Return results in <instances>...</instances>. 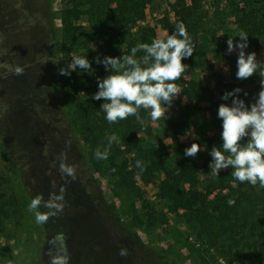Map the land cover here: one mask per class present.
I'll list each match as a JSON object with an SVG mask.
<instances>
[{"label": "rangeland", "instance_id": "rangeland-1", "mask_svg": "<svg viewBox=\"0 0 264 264\" xmlns=\"http://www.w3.org/2000/svg\"><path fill=\"white\" fill-rule=\"evenodd\" d=\"M63 8L62 0H0V193L18 201V216L0 220V264H50L45 252L49 240L57 235L48 232L45 224H37L35 213L28 208L37 195L44 200L56 195L61 183L78 188L99 212L101 208L96 205L112 206L125 227V238L129 232L135 233L147 249L171 264H226L219 253L222 248L210 249L200 244L190 231L193 219L187 221L182 211H173L176 197L162 199L155 184L145 185L138 177V190L125 191L116 186L109 173L102 175L94 170L90 150L74 123L80 97L70 96L68 76L59 74L73 55L72 47L62 38ZM245 13L256 15L264 23V0H152L134 17L133 26L125 35L110 37L94 46L113 54L112 50L117 52L126 44L135 43L138 36L166 38L179 23L185 25L194 52L182 60L187 67L183 77L175 81L181 92L164 117L151 121L148 115L146 136L129 138L141 160L149 149H164L168 165L181 169L183 192L193 189L205 193L222 186L209 167L211 149L215 146L223 150L218 107L232 103L231 98L224 101L221 97L241 88L238 96L250 107L261 89L264 28L259 26L261 34L248 38L245 53L255 52L258 61L257 73L250 78L236 77L239 49L227 52V40L232 37L234 44H238L239 33H247L250 27L246 25L248 20H243ZM80 25L87 26L85 18ZM17 66L24 69L22 75L15 74ZM180 124L186 128L185 135L178 127ZM193 143L199 144L201 150L194 158L181 159ZM62 152L67 156L65 163L75 166V180L59 170L57 157ZM232 171L229 166L219 172L226 174L232 189L209 196L214 217H218L214 210L222 196L240 199L246 189L264 190L259 184L252 186L236 180ZM132 209L143 220L142 227L133 226ZM154 217L159 221L152 220ZM161 220L166 224H161ZM234 221L231 218L230 224L236 223L232 230L238 237L241 221ZM105 222L110 223V219L106 217ZM73 251L70 264H77L75 259L81 252L76 245Z\"/></svg>", "mask_w": 264, "mask_h": 264}, {"label": "trees", "instance_id": "trees-1", "mask_svg": "<svg viewBox=\"0 0 264 264\" xmlns=\"http://www.w3.org/2000/svg\"><path fill=\"white\" fill-rule=\"evenodd\" d=\"M151 1L62 0L64 3L60 15L62 38L72 47L71 52L77 56H85L94 70V73L90 75L78 67L71 72L66 81V84L70 83L68 89L70 96L80 97L74 114V123L80 130L83 143L90 150V163L96 172L102 175L109 173L115 179L116 186L125 191L138 190L136 189V177H138L145 185L155 184L158 196L162 199L176 197L173 211H182V216L187 221L192 218L190 231L196 236V240L200 244L208 245L207 248L210 249L221 247L219 253L226 264H235V262L236 264H264V190L258 192L246 189L241 192L240 199L232 198L235 201L232 206L227 203L231 198L228 195L222 196L219 207L214 210L218 217H214L210 213L213 208L209 209L211 205L209 196L214 192L222 194L225 190L232 189L225 173L221 172L218 176H214L223 187L220 185L216 190L210 189L205 193H199L193 189L183 192L180 187L181 169L168 165L169 157L164 149H149L145 151L141 160L129 143L131 136L147 135L149 131L147 123L141 125L135 116H129L127 119L110 124L101 109L105 101L92 98L98 91L97 78L103 79L110 74L102 63H96L97 57L103 60L106 56L130 55L133 47L142 43L151 44L154 38L148 34L138 36L135 43L126 44L117 52L112 50L113 54L110 50L104 51L94 46L110 37L125 35L127 30L132 28L134 17ZM242 16L245 18L243 20H248L246 25H250L246 29L248 38L260 35L258 27L264 28V23L252 13H245ZM84 18L87 26L83 27L80 23ZM144 54L143 51H138L137 58ZM140 115L147 122L148 111L140 109ZM182 125L178 127L182 128ZM182 132L185 135L186 128L183 127ZM113 134L119 138V143H112L107 160H97L94 155L95 150L99 148L103 151L108 146V137ZM246 143L247 137L241 141L242 145ZM127 154H130L129 157ZM181 159H186L184 153ZM137 161H144L142 168L136 166ZM61 186L66 188L64 200L61 202L63 210L58 215L50 217L44 228L56 235L70 233L76 242L77 250L81 252L75 259L77 264H171L159 253L147 249L135 233L129 232V236L125 238L123 230L125 227L120 223L112 206L96 205L101 208L102 212L99 213L103 217L97 220L91 213L94 210L91 207L93 201L86 196L81 197L74 188L65 183H61L56 188V195H59ZM217 190L218 193H216ZM132 211L133 226L142 227L143 220L134 209ZM17 216L16 197H4L0 193V220H9ZM106 217L113 224H106ZM231 218L241 221L238 225L240 228L238 237L232 230L236 223L230 224ZM152 220L159 221L155 217ZM161 224H166V221L161 220ZM229 227L231 228L228 229ZM231 233L233 235H230ZM120 249H126L127 256H120Z\"/></svg>", "mask_w": 264, "mask_h": 264}, {"label": "clouds", "instance_id": "clouds-1", "mask_svg": "<svg viewBox=\"0 0 264 264\" xmlns=\"http://www.w3.org/2000/svg\"><path fill=\"white\" fill-rule=\"evenodd\" d=\"M238 36L241 38L238 44H234L232 37L227 40V52L232 53L239 49L236 77L244 80L257 73L258 61L255 52L245 53L248 47L247 33L241 31ZM138 51L145 53L139 59ZM193 52L191 37L181 22L173 34L167 35L166 38H156L151 44H139L131 49L130 55L106 56L103 60L97 57L96 63H102L110 74L103 79L97 78L98 91L92 98L105 101L101 109L110 124L135 116L141 125H145L147 122L141 117L140 109L149 110L151 121H157L165 116L174 98L181 92L175 81L181 78L187 67L182 60L191 57ZM78 67L90 75L94 73L91 62L85 56L73 54L70 63L61 68L59 74L69 76ZM23 71L20 66L15 68L16 75H22ZM259 75L264 77V70H261ZM260 84L261 89L250 107L238 96L243 91L241 88L225 92L221 97L224 101L231 98L232 103L230 106L221 103L218 107V118L222 120L223 150L215 146L211 149L212 162L209 167L211 175L218 176L222 169L231 166V175L236 180L248 182L252 186L259 184L264 188V79H261ZM245 137L247 143L242 145L241 141ZM113 142L119 143V138L114 134L108 137V146L103 151L99 148L95 150V158L107 160ZM200 150V145L193 143L185 149L184 154L194 158ZM57 159L60 161V172L75 180L76 169L75 166L65 163L66 153H60ZM136 166L142 168V162L137 161ZM65 192L66 188L61 186L59 195H52L48 200H44L42 195H37L31 200L28 210L35 213L37 224L47 223L50 217L63 210L61 202ZM227 203L232 206L235 201L229 199ZM42 208L47 211H40ZM48 243L55 249H49L47 253L50 264H69L70 256L63 234H58ZM127 254L126 249H120V256Z\"/></svg>", "mask_w": 264, "mask_h": 264}, {"label": "flooded vegetation", "instance_id": "flooded-vegetation-1", "mask_svg": "<svg viewBox=\"0 0 264 264\" xmlns=\"http://www.w3.org/2000/svg\"><path fill=\"white\" fill-rule=\"evenodd\" d=\"M66 185L70 186L71 188H74L78 193L79 195H81V197L83 196V198H85V195L80 192V190L76 187H74L72 184H68L66 183ZM92 204V202H91ZM92 207V206H91ZM93 208V207H92ZM94 209V208H93ZM93 215L95 216V218L98 220V218H103L102 216H100V213L97 209H94L92 210ZM64 238H65V241H66V249H67V253H69V256H70V262L73 258V255H74V251H73V247H74V244L76 243L74 238L71 237L70 233L69 235L68 234H63ZM81 242V241H80ZM59 247V245H58ZM49 249H52L53 251L55 250L54 247L52 245L49 244V246L46 248V252H45V256L47 259L50 260V257L48 256V251Z\"/></svg>", "mask_w": 264, "mask_h": 264}, {"label": "water", "instance_id": "water-1", "mask_svg": "<svg viewBox=\"0 0 264 264\" xmlns=\"http://www.w3.org/2000/svg\"><path fill=\"white\" fill-rule=\"evenodd\" d=\"M68 255H69V253H68ZM69 264H70V261H69Z\"/></svg>", "mask_w": 264, "mask_h": 264}]
</instances>
